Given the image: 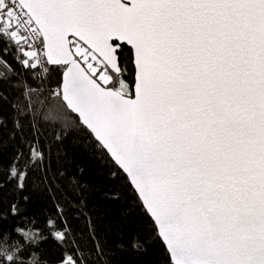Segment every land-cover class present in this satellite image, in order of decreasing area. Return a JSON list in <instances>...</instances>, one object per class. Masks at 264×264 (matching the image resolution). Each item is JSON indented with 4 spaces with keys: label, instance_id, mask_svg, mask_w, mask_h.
<instances>
[{
    "label": "snow or ice",
    "instance_id": "1",
    "mask_svg": "<svg viewBox=\"0 0 264 264\" xmlns=\"http://www.w3.org/2000/svg\"><path fill=\"white\" fill-rule=\"evenodd\" d=\"M149 252L264 264V0H0V264Z\"/></svg>",
    "mask_w": 264,
    "mask_h": 264
},
{
    "label": "trees",
    "instance_id": "2",
    "mask_svg": "<svg viewBox=\"0 0 264 264\" xmlns=\"http://www.w3.org/2000/svg\"><path fill=\"white\" fill-rule=\"evenodd\" d=\"M7 115V113H5ZM9 127H11V122L9 121ZM6 131V130H5ZM66 147L68 149V157L69 160H71L74 153H76V150L73 149L70 142L66 143ZM76 159L87 168V175L83 177L85 181H91L97 185L98 191L94 192L92 195L93 201L100 203L102 206L104 205V202L100 199L103 193V184H104V178L102 173L105 171L106 164L105 161L101 158L97 159H90L85 156H81L79 153H76ZM5 162H7V159L5 158ZM71 171H75L74 164L69 163L67 165ZM33 209L42 211L45 214H52L55 212L54 202L51 200H38L36 203L32 206ZM69 218L72 220L73 225H79L80 227H83V222H77L73 216L74 213L72 210L68 209ZM117 220H119V217H116ZM115 228V225H113ZM139 227L145 230H150V226L147 223L146 220L143 218L141 219L139 223ZM125 264H158L159 257L155 252H149L147 254L137 255L134 253H125L124 256L121 258Z\"/></svg>",
    "mask_w": 264,
    "mask_h": 264
}]
</instances>
